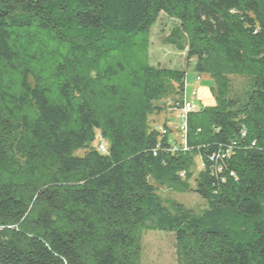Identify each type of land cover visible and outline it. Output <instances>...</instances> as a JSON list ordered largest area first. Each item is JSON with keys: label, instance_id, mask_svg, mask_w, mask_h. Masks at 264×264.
Instances as JSON below:
<instances>
[{"label": "trees", "instance_id": "1", "mask_svg": "<svg viewBox=\"0 0 264 264\" xmlns=\"http://www.w3.org/2000/svg\"><path fill=\"white\" fill-rule=\"evenodd\" d=\"M162 15L215 83L187 151L150 126L186 95L145 54ZM151 180L207 208L172 212ZM143 230L179 264H264V0H0V264H139Z\"/></svg>", "mask_w": 264, "mask_h": 264}, {"label": "rangeland", "instance_id": "2", "mask_svg": "<svg viewBox=\"0 0 264 264\" xmlns=\"http://www.w3.org/2000/svg\"><path fill=\"white\" fill-rule=\"evenodd\" d=\"M178 26V22L162 15L147 37L145 54L148 62L155 67L167 68L173 71H187L186 77V95L185 99L196 106L197 109L203 107H215L216 98L212 89L215 87L214 81L210 77L199 75L194 71V62L188 67L185 53L177 51L173 46L166 43L171 31ZM249 86L245 78H232L233 96L241 97L247 91ZM193 92L197 93L192 98ZM175 112L166 111L162 114H154L150 117V126L161 127L165 123L169 124L172 130L171 140H180L174 130L176 124ZM177 135V136H176ZM178 143V142H177ZM84 152H78L82 156ZM197 168H200V160H196ZM158 189V194L164 205L172 212L177 206H183L185 209L199 214L207 208L206 202L194 191L184 192L173 187L160 185L150 181ZM191 187H195V181H191ZM141 255L139 264H179L176 255V242L172 234L143 230L140 236Z\"/></svg>", "mask_w": 264, "mask_h": 264}, {"label": "built area", "instance_id": "3", "mask_svg": "<svg viewBox=\"0 0 264 264\" xmlns=\"http://www.w3.org/2000/svg\"><path fill=\"white\" fill-rule=\"evenodd\" d=\"M198 80L200 81V78ZM196 96H197V93L193 92L192 98H195ZM197 110L198 109L196 108L194 104H192L191 102L185 99L183 106L180 109H177L176 111H174L176 113L175 114L176 124L174 125V130L178 134V138L180 140H171V139L170 140L173 144L176 143L177 145L181 146L184 151H187L185 136L187 133L188 116L189 114L196 112ZM159 130L163 135L167 134V131L165 129L160 128ZM106 148L107 146L105 144L102 143L100 145L101 152H105Z\"/></svg>", "mask_w": 264, "mask_h": 264}]
</instances>
